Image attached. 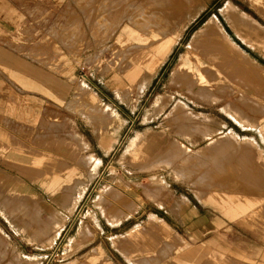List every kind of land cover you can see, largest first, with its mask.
<instances>
[{"label": "rangeland", "instance_id": "374dc122", "mask_svg": "<svg viewBox=\"0 0 264 264\" xmlns=\"http://www.w3.org/2000/svg\"><path fill=\"white\" fill-rule=\"evenodd\" d=\"M12 2L17 21L8 35L0 37L8 49L57 67L51 62L54 47L59 46L63 52L60 56L74 58V72L70 76L71 95L58 106H47L31 126L0 122V171L14 179L20 177L28 187L9 198L7 204L14 215L8 212L7 219L0 212V227L5 232H0L4 239L0 240V264H111L100 244L103 249L118 247L126 253L158 254V246L164 244L162 236L168 231L135 230L127 237L130 240L116 242V234L148 225L151 213L166 220L172 226L169 230L184 240L181 250H196L198 258L189 259L191 264H264V131L260 130L264 100L258 103L246 98L257 107L241 113L245 120L250 121L254 115L263 117L255 127L248 126L236 121L223 106L226 97L242 96L238 91L232 94L230 89L217 88L219 100L209 102L197 94H183L179 81L169 80L179 57L188 54L192 34L213 14L228 32V39L264 67V0H108L106 4V0H66L59 5L49 0ZM175 2L182 3L180 10L173 7ZM228 2L257 20L258 35L254 39L237 31L223 15L221 9ZM121 11L125 16L118 29L106 38L109 22L115 25L112 16ZM167 37L171 39L170 49L156 62L160 54L151 47ZM142 51L149 52L140 59ZM146 76L147 81L143 80ZM263 77L256 71L251 74L254 96L261 90L264 93ZM159 98L162 101L155 107ZM179 100L207 116L208 120L199 118L209 124L207 132L202 125H189L181 132L184 127L170 117ZM93 107L99 112L90 113ZM111 110L119 118H113ZM229 129L240 140L244 136L252 138L255 146L241 152L239 149L235 152L240 153L238 157L222 152L225 159L222 157L218 168L203 166L189 171L188 181L174 177L167 165L137 170L140 156L127 149L138 132L146 134L140 143H151L153 151L165 140L169 143L176 139L192 149ZM77 132L86 138L88 147ZM90 153L97 159L85 163L82 156ZM40 155L45 158L35 164L33 159ZM10 158L26 165L19 167ZM195 165L189 162V168ZM119 174L132 186L120 190L129 202L120 208L122 212L109 207L115 189H109L106 198H98L103 187ZM155 178H162L166 186L139 187ZM196 179L201 181L189 182ZM242 185L244 188L238 189ZM214 189L233 198L215 205L207 200ZM4 192L1 183L0 196ZM81 223L89 231L78 235ZM32 225L39 227L34 230ZM95 246L97 249L92 250ZM177 252L158 254V264H175L182 257Z\"/></svg>", "mask_w": 264, "mask_h": 264}, {"label": "bare ground", "instance_id": "6f19581e", "mask_svg": "<svg viewBox=\"0 0 264 264\" xmlns=\"http://www.w3.org/2000/svg\"><path fill=\"white\" fill-rule=\"evenodd\" d=\"M107 2L108 0H106L105 4ZM181 6L182 3L175 2V5L173 7H178L177 10H180ZM202 6L203 4L198 6L196 10L200 9ZM221 11L223 15L227 18V20L231 23V26L234 27L237 31L243 33L247 38L254 39L258 35L257 20L251 17L246 12L236 8L235 5L229 2L223 6ZM124 16H125L124 11H121L120 15L115 14V16H112V19H115V25L112 24V21L109 22L110 24L109 26H107L108 28L107 32L109 34H106V38H108V35L114 33L115 28H117L121 22L120 19L123 18ZM105 19H107V17H105L104 20ZM142 22L146 23L147 21L143 20ZM228 37H229L228 32L224 29L218 17L215 14L209 16L199 27L196 28V30L192 34L191 39L189 40L187 45V47H189L190 50L188 54L185 53L179 57L178 62L174 65L172 69L169 80L179 81V89L183 94L186 95L187 93L197 94L209 102L212 101L214 102L219 100L218 99L219 95L216 94L215 92L217 88L224 91H229L230 89L232 94L234 93V91L236 92L238 91V93L243 97L239 96V98L237 99H234L231 96H229V98L226 97L223 106L226 108L227 113L229 112L230 116H232L236 121L240 123L242 122L243 124L246 125L248 124V126L251 125L255 127V123L261 122L263 120V117L254 115L253 117L249 118L250 119L249 121V120H245V118L241 113H244L248 108L253 110L255 107H257L253 103H251L252 101L249 100L247 101L246 99L247 97L258 103L264 100V93L262 92V90L258 92L259 95L257 96H254L252 94L253 92L252 83L250 80L251 74L253 75L254 71L259 73L260 76L261 73L264 76V67H262L259 63L250 60L248 56L245 54V52H243L237 46H235L233 42H231L228 39ZM170 46H171V39L167 37V38H161L157 44L151 47L153 52L157 53V55L160 54L159 56L156 57L157 59L156 62L163 58V56L170 49ZM148 52L149 51L146 52L142 51L140 53L139 58L141 59L145 57V54H147ZM252 67H255V70ZM143 80L147 81L148 77L146 76ZM239 83H241V85H239ZM80 86L82 87V84ZM159 101H162V98L155 100V104H156L155 107L158 106ZM105 107L106 109L109 108L107 105H105ZM173 108L174 110L171 112L172 115H170V117L179 121L180 124L184 127V129L181 132H185L186 129L189 127V125H193L194 127H200L202 125L205 128L206 132L208 129H210L209 124L204 123L205 119L208 120L207 118H205L207 116L199 114L198 112H194L193 110L189 109L186 106L185 102L179 100L175 103V106ZM89 110H92L89 111L90 113L99 112L98 111L99 109L95 107L89 108ZM110 115L115 119L119 118L118 113L113 110H111ZM199 118L201 119L203 118L204 122L200 121L201 119ZM260 130L262 132L264 131V122L261 124ZM76 134L79 136V138L81 137L80 139L84 143V147H88L87 144L88 141L86 140V138L80 132H77ZM145 135L146 134H142L140 132L136 133L135 136L131 138L127 146L128 151H132L135 153V155L140 156L138 160V162L140 163L138 166L139 168L136 169L137 170L140 169L141 171H150L156 166L162 165L165 167V165H167L171 167L174 177L184 181H188V178L190 177L189 175H191L189 171L192 172L193 170L195 171V169H202L203 166L209 167L211 169L217 167V165L220 164L219 161H221L224 158L223 154H225L226 152L233 156L235 155V152L239 151V149L241 152V149L246 150L247 148L250 149L255 146V141L252 138L244 136L240 140L238 139V135L232 129H229L226 132H224L222 136L212 137L206 142L192 149L181 140L176 139V141L171 140L169 143L166 142L165 140V144L162 147H157L155 150L151 151V149H153L151 143L147 142L144 143V145H142L143 143L142 144L140 143V140H142L143 137H145ZM154 145L155 144H153V146ZM244 153L245 152H243V154ZM239 154L240 153H238V155L235 156L238 157ZM82 157L84 161L90 159H95V160L97 159V157H95V155L91 153L84 155ZM227 157H229V155H227ZM243 157L245 156L243 155ZM42 158L45 157L43 155H40L39 157H35L33 159L34 163L35 164L41 163ZM10 161L16 165H19V167L26 165L21 161L12 158H10ZM189 162L196 163L197 165H195L194 168L193 167L189 168ZM228 163L229 162H227V164ZM217 168L216 170H218ZM23 170L24 169H22V171ZM75 170L77 169L75 168L74 171ZM206 172L208 171L206 170ZM93 173L94 171L91 172L90 174ZM20 179L21 178L18 176L17 178L14 179L12 176H8L7 174L0 171V184L2 183L5 189L4 192L5 195L1 194L0 196V200L4 201V203L0 202V212L7 219L8 217H10V214H12V212L14 213L12 207L8 205L9 198H11L16 191L23 192L28 188L24 186L23 181ZM200 181L201 179H196L195 181L190 180L189 182L198 183ZM206 181H208V179H205V182ZM206 183L211 184L210 181ZM244 185H242V187L241 186L238 187V189L244 188ZM165 186L166 185L162 178H155L150 180V182H147V184L145 185L143 184L139 185V187H143V189H148V188L155 189L157 187H165ZM122 187L129 188L132 186H130L125 181H123L122 177H120V174L119 176L114 175L112 178V182L106 184L103 187V190L99 194L98 198L100 200L104 199L105 195L108 196L109 189L111 191L115 189L116 191L111 192L110 194L111 201L109 202L110 204L109 207H111V209L113 210L115 209L116 212L117 210L118 212L119 210L122 212V209L120 208L124 207V205L129 204V202H127V198L125 197V194L121 192L123 190ZM232 187H237V186L234 185ZM226 193L214 189L213 192L209 194V196L207 197V200L214 202L215 205H221L223 201L231 200L233 198V196ZM149 196L152 197V199H154L155 197L153 196V194L150 193ZM155 200L156 199H154V201ZM157 202L160 203V201ZM123 211L128 212L130 210H126V211L123 210ZM150 217H154V216H150ZM118 220L120 219H117L116 221ZM54 224H56V222ZM54 224L52 225L54 226ZM32 226L34 227V230L39 227L34 225ZM160 230L164 232L166 231V229L164 228H160ZM55 231L57 233V230ZM86 231H89V228L88 227L86 228V226L83 223H81L77 230L78 235H83L84 233H86ZM0 232L5 234V232L2 231L1 227H0ZM0 240H4V239L0 237ZM48 241H50V239ZM195 252H196L195 249L190 248L188 258L191 260L197 259L198 256H195Z\"/></svg>", "mask_w": 264, "mask_h": 264}, {"label": "crops", "instance_id": "0c3cea01", "mask_svg": "<svg viewBox=\"0 0 264 264\" xmlns=\"http://www.w3.org/2000/svg\"><path fill=\"white\" fill-rule=\"evenodd\" d=\"M49 1L54 5H59L66 0ZM17 15L12 0H0V37L8 35L12 31L13 22L17 21ZM58 47H54L55 55L51 62L55 63L57 67H50L32 57L13 54L6 43L0 39V122L3 125L29 127L38 120L47 106H58L71 95L70 76L74 72V68L71 66L74 63V58L68 54L60 56L59 54L63 52L59 51ZM147 218L148 225L137 226L126 234H116V242L126 240L127 237L129 238V234L135 230L151 228L155 231H162L160 228H164L168 234L165 231L167 235L162 236L164 244L158 246L161 249L158 254L178 251L177 253H180L179 255L182 257L180 256L181 259H177L178 262L176 261L175 264L182 262V264H191L192 262L188 258L190 249L181 250L184 240L171 232L172 226L154 213H151ZM145 244L150 247L153 245L150 241H146ZM100 247L111 260V264H120L121 261L123 262L121 264H137V262L139 264H158L159 261L158 254L149 251L145 254H136L126 253L118 247L103 249V244H100ZM93 248L92 250L97 249L96 246Z\"/></svg>", "mask_w": 264, "mask_h": 264}]
</instances>
